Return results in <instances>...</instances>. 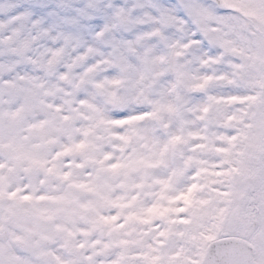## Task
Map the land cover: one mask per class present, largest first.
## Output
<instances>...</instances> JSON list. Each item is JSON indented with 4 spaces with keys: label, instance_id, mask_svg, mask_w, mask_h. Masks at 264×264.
<instances>
[{
    "label": "clouds",
    "instance_id": "clouds-1",
    "mask_svg": "<svg viewBox=\"0 0 264 264\" xmlns=\"http://www.w3.org/2000/svg\"><path fill=\"white\" fill-rule=\"evenodd\" d=\"M0 264H264V0H0Z\"/></svg>",
    "mask_w": 264,
    "mask_h": 264
}]
</instances>
